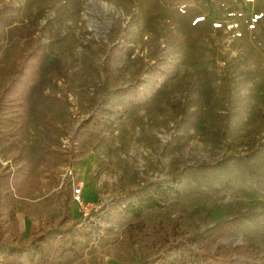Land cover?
Wrapping results in <instances>:
<instances>
[{
    "label": "rangeland",
    "instance_id": "374dc122",
    "mask_svg": "<svg viewBox=\"0 0 264 264\" xmlns=\"http://www.w3.org/2000/svg\"><path fill=\"white\" fill-rule=\"evenodd\" d=\"M4 5L15 19L0 29V83L9 84L12 73L4 70L27 63L39 44L47 54L34 92L58 101H32L22 150H5L0 135V173L6 163L9 170L23 163L28 173L18 191L11 188L19 198L15 221L0 241L47 234L56 254L69 245L82 250L66 251L59 264H146L163 253L157 226L168 230L181 216L183 236L196 239L237 216L238 228L213 238L209 249L264 254V0H0ZM131 84L142 98L126 106L130 93L121 90ZM125 107L111 128L80 132L83 121ZM15 127L0 123V132ZM82 139L84 153L74 160L70 152ZM56 147L67 161L46 156L35 164ZM73 176L93 206L87 217L72 201ZM177 180L184 192L144 213V230L132 233L121 205L149 184ZM3 193L0 184V204ZM8 264L29 263L15 254Z\"/></svg>",
    "mask_w": 264,
    "mask_h": 264
},
{
    "label": "trees",
    "instance_id": "16d2710c",
    "mask_svg": "<svg viewBox=\"0 0 264 264\" xmlns=\"http://www.w3.org/2000/svg\"><path fill=\"white\" fill-rule=\"evenodd\" d=\"M15 16L10 12V5H4L0 8V29L10 27L14 22ZM20 33V31H19ZM0 43V51H1ZM113 51V50H112ZM31 55L28 57V62L19 67L15 62H12L9 71L12 73V78L9 84L0 83V123L3 126L14 124L16 127L9 132H0L4 136L6 145L5 150L23 148L22 128L24 120L31 109L32 101L43 103L47 100L58 99L55 96L43 95L34 92V87L39 81L38 71L42 70L43 60L46 57V51L41 45H37ZM114 55V53H112ZM151 70L157 73H164L163 67L152 66ZM2 71H0V74ZM62 76V73H58ZM121 93L127 97L126 106L136 104L141 101L142 89L138 85H130L121 90ZM127 112V107L120 111H113L111 115L106 118H90L85 120L80 125V132L85 134H92L91 129L94 126H102L103 129L111 128L115 122L122 118ZM92 122V124H90ZM82 139L77 150L70 152L74 160L80 158L84 153L82 148L84 146ZM64 151L58 147L55 149H45L36 159L35 164H39L46 156L53 157L54 160L64 163L67 161L64 156ZM8 164V165H7ZM26 165L20 163L14 169L9 170V163L4 166V171L0 173V184L4 189L2 201L0 204V236L10 232V222L15 221V205L19 198L14 195L17 187H22L24 182L28 179V173L25 171ZM180 180L171 182L169 184L152 183L146 188L139 191L131 200L121 205L119 215L127 223V227L132 230L143 231L144 223L141 220L144 213L152 212L160 209L169 198L178 197L182 194L183 188L180 186ZM15 184V185H14ZM16 187L15 192L11 190ZM182 217L179 216L172 222L168 230L164 227L157 226L155 234L163 246V253L150 259L146 264H264V254L256 249H243L245 254L243 256L231 255L230 248L225 250L217 247L214 251L209 249V243L213 238L226 236L230 231L238 228L240 220L239 217L234 216L223 220L218 227L209 230L206 234L198 233L197 238L183 236L180 230ZM49 236L33 235L26 239L23 243H11L0 241V264H8L9 258L15 254H23L29 264H49L53 260L59 264L61 257L66 251L74 255H80L82 250L76 249L69 245L65 250L57 254L48 247ZM196 241H201L200 244H195ZM55 258V259H54Z\"/></svg>",
    "mask_w": 264,
    "mask_h": 264
},
{
    "label": "built area",
    "instance_id": "2783aa9c",
    "mask_svg": "<svg viewBox=\"0 0 264 264\" xmlns=\"http://www.w3.org/2000/svg\"><path fill=\"white\" fill-rule=\"evenodd\" d=\"M73 170L71 168L67 169V174L72 175ZM84 186V181L75 178L74 176L71 177V193H72V201L76 203L79 212L84 216L87 217L89 211L93 209V206L89 203L83 201L82 198V189ZM95 208V207H94Z\"/></svg>",
    "mask_w": 264,
    "mask_h": 264
},
{
    "label": "crops",
    "instance_id": "0c3cea01",
    "mask_svg": "<svg viewBox=\"0 0 264 264\" xmlns=\"http://www.w3.org/2000/svg\"><path fill=\"white\" fill-rule=\"evenodd\" d=\"M90 198H93V197H90Z\"/></svg>",
    "mask_w": 264,
    "mask_h": 264
}]
</instances>
